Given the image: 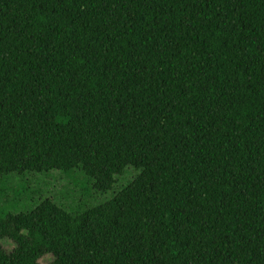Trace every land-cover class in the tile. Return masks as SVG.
<instances>
[{
  "label": "trees",
  "instance_id": "16d2710c",
  "mask_svg": "<svg viewBox=\"0 0 264 264\" xmlns=\"http://www.w3.org/2000/svg\"><path fill=\"white\" fill-rule=\"evenodd\" d=\"M47 256L264 264V0H0V264Z\"/></svg>",
  "mask_w": 264,
  "mask_h": 264
},
{
  "label": "rangeland",
  "instance_id": "374dc122",
  "mask_svg": "<svg viewBox=\"0 0 264 264\" xmlns=\"http://www.w3.org/2000/svg\"><path fill=\"white\" fill-rule=\"evenodd\" d=\"M12 183H14V182H12ZM57 185H58V189L56 191V196L55 197L61 196L64 193L65 190L69 189L68 188V184L65 183V182H58ZM109 192H107V193H109ZM59 193H60V195H59ZM105 194L106 193H99V196L101 198L103 197L102 199L108 198L110 196V194H107V195H105ZM101 195H103V196H101ZM77 196L80 198L79 194H77ZM14 197H17V196L15 194H13L12 192H9V195H8L7 198L10 199V198H14ZM55 199H57V198H55ZM59 200L62 201V198H59ZM51 262H52V257L51 256H47V257L44 258V260L41 261V264H50Z\"/></svg>",
  "mask_w": 264,
  "mask_h": 264
}]
</instances>
